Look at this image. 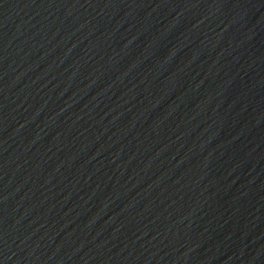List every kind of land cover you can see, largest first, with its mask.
<instances>
[{"label":"water","instance_id":"obj_1","mask_svg":"<svg viewBox=\"0 0 264 264\" xmlns=\"http://www.w3.org/2000/svg\"><path fill=\"white\" fill-rule=\"evenodd\" d=\"M0 264H264V0H0Z\"/></svg>","mask_w":264,"mask_h":264}]
</instances>
